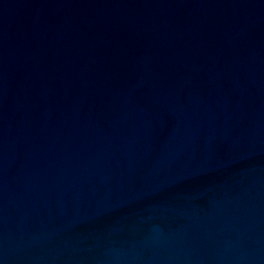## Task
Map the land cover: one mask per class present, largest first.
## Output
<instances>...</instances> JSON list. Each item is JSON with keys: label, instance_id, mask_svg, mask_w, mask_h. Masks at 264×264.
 Returning <instances> with one entry per match:
<instances>
[{"label": "water", "instance_id": "1", "mask_svg": "<svg viewBox=\"0 0 264 264\" xmlns=\"http://www.w3.org/2000/svg\"><path fill=\"white\" fill-rule=\"evenodd\" d=\"M0 264H264V0H0Z\"/></svg>", "mask_w": 264, "mask_h": 264}]
</instances>
